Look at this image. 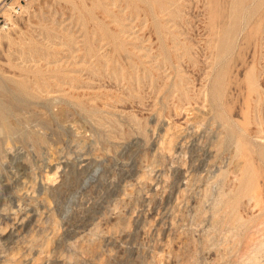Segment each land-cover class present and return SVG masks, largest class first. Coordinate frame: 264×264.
<instances>
[{"label":"rangeland","instance_id":"374dc122","mask_svg":"<svg viewBox=\"0 0 264 264\" xmlns=\"http://www.w3.org/2000/svg\"><path fill=\"white\" fill-rule=\"evenodd\" d=\"M0 110V264H264V0H0Z\"/></svg>","mask_w":264,"mask_h":264},{"label":"bare ground","instance_id":"6f19581e","mask_svg":"<svg viewBox=\"0 0 264 264\" xmlns=\"http://www.w3.org/2000/svg\"><path fill=\"white\" fill-rule=\"evenodd\" d=\"M223 26V25H222ZM225 26V25H224ZM221 30H222V28H221ZM230 34V33H229ZM1 111V110H0ZM1 118H3V112L1 111L0 112V120H1Z\"/></svg>","mask_w":264,"mask_h":264}]
</instances>
